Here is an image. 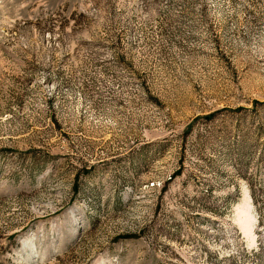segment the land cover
Wrapping results in <instances>:
<instances>
[{"label":"rangeland","instance_id":"1","mask_svg":"<svg viewBox=\"0 0 264 264\" xmlns=\"http://www.w3.org/2000/svg\"><path fill=\"white\" fill-rule=\"evenodd\" d=\"M0 264H264V0H0Z\"/></svg>","mask_w":264,"mask_h":264}]
</instances>
